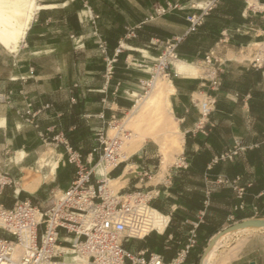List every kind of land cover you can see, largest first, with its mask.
Returning <instances> with one entry per match:
<instances>
[{
    "label": "crops",
    "instance_id": "crops-1",
    "mask_svg": "<svg viewBox=\"0 0 264 264\" xmlns=\"http://www.w3.org/2000/svg\"><path fill=\"white\" fill-rule=\"evenodd\" d=\"M206 1L37 0L49 8L36 13L19 51L10 53L0 45V95L7 98L0 102V118L5 119L0 149L5 167L20 174L16 181L4 172L0 207L7 208L2 203L12 200L11 208L22 201L46 206L53 193L75 180L77 168L68 163L65 147L42 135L62 134L83 161L93 165L99 157L93 153L99 145L96 137L129 110L136 101L132 95L138 94L132 90L151 74L149 65L145 74L131 68L130 60L142 62L146 58L142 50L158 56L167 40L184 36L186 17L199 13ZM257 2L260 8L249 6L247 0H217L204 24L178 47V60L194 64L202 73L183 76L173 66L172 108L185 139L180 163L153 184L162 155L160 161L155 159L158 145L146 143L109 172V179L126 183L124 192L145 187L151 204L161 211L153 209L169 218L163 232L153 231L126 244L134 253L147 250L171 264L192 239L195 243L183 264H196V259L199 264L212 239L239 216L243 221L264 214V57L255 63V56L264 52V0ZM167 3H178L180 9L159 14V7ZM100 40L107 42L111 56L120 45L123 48L109 83ZM207 56L213 58L211 64L205 61ZM208 99L214 105L203 118L200 106ZM28 105L40 111L38 128L25 121ZM237 142L242 150L233 160L215 162ZM49 148L61 150L56 174L34 193L20 188L28 170L38 168ZM20 152H25L23 158ZM203 157L208 160L201 161ZM235 186L246 191L241 203ZM22 192L26 198H20ZM0 237L12 239L2 229ZM243 254L244 264H264V241H246ZM61 264L70 262L65 257Z\"/></svg>",
    "mask_w": 264,
    "mask_h": 264
},
{
    "label": "built area",
    "instance_id": "built-area-1",
    "mask_svg": "<svg viewBox=\"0 0 264 264\" xmlns=\"http://www.w3.org/2000/svg\"><path fill=\"white\" fill-rule=\"evenodd\" d=\"M206 2L207 5L199 13L186 17L188 28L184 36L165 42L164 51L155 63L158 71L167 74L172 65L171 59L179 57V45L204 24L217 0ZM176 9H180L178 3H167L159 7L158 13L166 14ZM99 50L105 60L104 78L109 83L115 75L123 48L120 45L111 56L107 42L100 40ZM205 61L211 64L213 58L207 56ZM258 62L256 60L255 63ZM5 100L7 98L0 95V102ZM213 105L212 99L201 103L203 118L211 114ZM45 108H50V105ZM39 113L28 105L26 123L38 128L36 117ZM115 120L112 124L116 123ZM42 138L45 141L50 139L44 135ZM52 141L65 147L68 163L77 168L75 180L62 196L57 197L53 193L45 207H38L31 201L19 202L11 209L0 207V229L12 236L11 240L0 237V264H61L69 252L85 260L83 264H164L160 254L147 250L134 253L126 247L132 240L143 239L153 232L148 214L152 197L142 203L144 194L139 190L124 193L121 189L117 194L113 193L105 178L95 174L93 166L83 161L81 153L74 150L62 134L53 136ZM99 142L100 145L93 150L99 155V161H114L119 156L121 144L118 141L109 139L108 134L102 131ZM240 150L242 144L237 142L233 150L224 153L215 162L233 160ZM239 181L240 178H237L234 183ZM235 189L241 198L245 189L238 186ZM194 243L191 239L171 264H183Z\"/></svg>",
    "mask_w": 264,
    "mask_h": 264
},
{
    "label": "bare ground",
    "instance_id": "bare-ground-1",
    "mask_svg": "<svg viewBox=\"0 0 264 264\" xmlns=\"http://www.w3.org/2000/svg\"><path fill=\"white\" fill-rule=\"evenodd\" d=\"M247 1L249 6L260 8L257 0ZM43 8L49 7L40 6L37 4V0H0V45L10 53H17L36 13ZM261 49L264 51V48ZM142 53L147 58L156 59L151 66V79L143 83L148 89L146 88V92L143 95L137 93L132 95L136 100L132 109L120 123L114 124L109 129L111 137L108 138L121 144L119 156L114 161H99L95 168L93 167L95 174L98 177L103 176L115 194L124 188L126 183L121 181L122 178L109 179L108 173L116 164L128 160L130 156L141 150L147 140H151L157 144L162 155L161 169L157 177L153 179V184L163 180L169 167L179 160V156L184 151V134L179 129L178 120L173 114L171 101V96L176 92V88L167 74L156 69L155 63L159 61V57H152L145 50H142ZM263 57L264 52L262 54L259 53L255 60L259 61ZM171 64L176 66V72L179 75L191 77L202 75L201 71L194 64L178 60V57L171 59ZM3 126H5V119L0 118V128ZM24 156L25 152H20L19 158H23ZM47 156L45 154L40 158L39 166L41 169L48 167V174L41 176L32 170H28L27 176L23 178L20 184V188L34 193L48 177L56 174L60 162L59 160L49 162L47 161ZM3 180L2 176H0V182ZM149 197L150 194L143 195L142 203ZM148 214L152 221V230L160 233L163 232L168 225L169 218L152 208L148 209ZM259 221L260 223L256 226H248L235 231V233L264 229V219H259ZM232 234L234 235V232L214 237L212 239L214 240L212 248L203 255L200 264H231L230 260L232 259L233 252L228 251L225 255V252H221L220 249L226 245L227 240H230ZM18 248L21 247L18 246ZM66 260L70 264L85 263V260H82L71 252L66 255Z\"/></svg>",
    "mask_w": 264,
    "mask_h": 264
},
{
    "label": "rangeland",
    "instance_id": "rangeland-1",
    "mask_svg": "<svg viewBox=\"0 0 264 264\" xmlns=\"http://www.w3.org/2000/svg\"><path fill=\"white\" fill-rule=\"evenodd\" d=\"M163 51H164V48L162 49V51L160 52V54L159 55H161L162 53H163ZM159 55L158 56H153V55H151L150 54V56H152V57H155V58H157V57H159ZM255 57H257V56H255ZM156 60V59H155ZM155 60H152V59H150V58H145L142 62H137V61H132V60H130V63H128V65L129 66H131V68L133 67V68H137L136 70H141V72H144L143 70H145V66H147V65H149L150 66V68L148 69L149 70V72H151L152 71V69H151V66L154 64V61ZM262 60H264V58L262 59ZM261 60V61H262ZM144 61H146V62H144ZM176 61V60H175ZM138 65H140V66H138ZM173 66H174V64L173 65H171L170 67H169V69L167 70V75H168V78L169 79H171V81H173V79H174V77H175V75H176V73L174 72V70H173ZM151 70V71H150ZM145 73V72H144ZM146 74V73H145ZM166 74V73H165ZM148 75V74H147ZM151 75V74H150ZM150 75H148L147 77L146 76H144V77H146V78H143L144 80L146 79V80H149V79H151V76ZM145 80V81H146ZM173 83V82H172ZM146 86L143 84L142 85V83H140L139 84V88L137 89V90H132V91H137L138 92V94H140V95H143V94H145V92H146ZM148 89V88H147ZM134 104H135V102L133 101V103H132V105H131V107L129 108V110L123 115V116H121V117H117L116 118V123H120L126 116H127V114H128V112L130 111V109L134 106ZM112 121L113 120H111L108 124H107V126H106V128L103 130V132H104V134L106 135V134H108V137L110 138L111 137V134H110V132H109V129L114 125V124H112ZM115 123V124H116ZM98 140H99V136L98 137H96ZM47 142H52V143H54L53 141H52V137L47 141ZM4 143V140H3V136H1L0 135V146L2 145ZM146 143L149 145V146H155V147H157V145L156 144H154L151 140H147L146 141ZM145 143V144H146ZM54 145H57L56 143H54ZM60 145V144H59ZM99 145H100V142H99ZM98 145V146H99ZM61 146H63V145H61ZM50 150H49V153L47 154L48 156H47V161H55V160H58L59 158H61L62 156L60 155L61 154V150H57V151H54V150H52L51 148H49ZM1 152H2V150L0 149V166H2L1 168H0V175L2 176V177H6L7 175H5V173L4 172H10V174H13V177L14 178H16V181H18V179H19V177H20V174L18 173H16V171H13V169H10L9 167H5V165H4V162L3 161H5V156H3V155H1ZM184 152V151H183ZM183 154V153H182ZM181 154V155H182ZM154 156H155V159H158L159 161L161 160V154L159 153V149H158V147H157V152H155L154 154H153ZM181 155L179 156V159H180V157H181ZM99 156V155H98ZM1 160H2V162H1ZM95 163H93V167L95 168V166L99 163V157H95ZM178 162V163H177ZM175 164H173V166L174 165H176V164H179L180 162H179V160L177 161ZM39 168V169H38ZM38 168H35L34 170H32V171H34V172H40L41 174H46L47 172H49V168L48 167H46V168H44V169H41L40 168V166H39V164H38ZM36 169H38V170H36ZM12 172V173H11ZM28 173V172H27ZM25 174H26V171H25ZM48 174V173H47ZM22 179V178H21ZM6 181H8L7 179H5V182ZM20 182V181H19ZM18 185H19V183H18ZM136 190H132V191H127V192H124V193H132V192H135ZM139 191H141L142 192V194H144V195H147L148 193H147V189L144 187V188H142L141 190H139ZM55 194H56V196H60L61 194H62V191L61 190H58V191H56L55 192ZM53 196V194L51 195V197ZM149 204H151V201H150V203ZM35 205V204H34ZM38 207H41L42 208V206H39V205H37ZM150 206V205H149ZM43 207H45V206H43ZM150 208H152L151 206H150ZM153 209V208H152ZM151 210V209H150ZM262 218H264V214H261L260 212L259 213H256V214H253V216H252V218H250V220H258V219H262ZM244 221V220H243ZM242 221H239V220H234L231 224H230V226H234V225H236V224H238V223H241ZM230 226H228V227H230ZM227 227V228H228ZM231 233H233V232H231ZM254 233H256V234H254ZM218 235V234H217ZM216 235V236H217ZM238 238V239H237ZM243 238V239H242ZM245 238V239H244ZM246 240L247 241H249V240H256V241H264V229H254L253 231H250V232H239V233H235V231H234V235L232 234L231 235V237H230V240H227L228 242L226 243V245L224 246V247H222L221 249H220V251L221 252H225L224 254L226 255V253L228 252V251H232L233 253H232V259H234V260H230L231 262V264H244V257H243V253H244V243L246 242ZM239 241V242H238ZM236 243V244H235ZM239 243V244H238ZM205 255V254H204ZM236 255V256H235ZM235 256V257H234ZM202 259V258H201ZM200 264V263H199Z\"/></svg>",
    "mask_w": 264,
    "mask_h": 264
},
{
    "label": "water",
    "instance_id": "water-1",
    "mask_svg": "<svg viewBox=\"0 0 264 264\" xmlns=\"http://www.w3.org/2000/svg\"><path fill=\"white\" fill-rule=\"evenodd\" d=\"M259 223H260L259 219H258V220H250V219H248V220H244V221H242L241 223H238V224H236V225H234V226H230V227L226 228L225 230H223L222 232H220V233H219L217 236H215V237H220V236H222V235H225V234H228V233H231V232L237 231V230H239V229H244V228H246V227H248V226H256V225H258ZM213 243H214V240H212V241L210 242V245L208 246V248H207V250L205 251V253H207V252L212 248ZM205 253H204V254H205Z\"/></svg>",
    "mask_w": 264,
    "mask_h": 264
},
{
    "label": "trees",
    "instance_id": "trees-1",
    "mask_svg": "<svg viewBox=\"0 0 264 264\" xmlns=\"http://www.w3.org/2000/svg\"><path fill=\"white\" fill-rule=\"evenodd\" d=\"M222 155H223V154H222ZM222 155H220L219 158H220ZM207 160H208V159H207L206 157L201 158V161H203V162H205V161H207ZM220 161H222V160H220ZM218 162H219V161H218ZM245 195H246V191H244L243 196L240 198V203H241L242 201H244ZM20 198H26V194L22 192V193L20 194ZM14 201H15V200H12V201H10V202H9V201H8V202H3L2 204H3L5 207H7V208H11V207L13 206ZM33 204H34V202H33ZM150 206H151L152 208H156V209H158V210L161 211L160 208L156 207V206L153 205V204H150ZM243 218H244V216H239V217L237 218V220H238V219H243ZM203 247H204V246H201V250L203 249ZM201 250H200V251H201ZM195 263L198 264V260H197V259L195 260Z\"/></svg>",
    "mask_w": 264,
    "mask_h": 264
}]
</instances>
